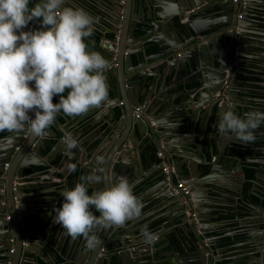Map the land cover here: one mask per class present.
<instances>
[{
	"label": "water",
	"instance_id": "obj_1",
	"mask_svg": "<svg viewBox=\"0 0 264 264\" xmlns=\"http://www.w3.org/2000/svg\"><path fill=\"white\" fill-rule=\"evenodd\" d=\"M180 1L183 7L173 9L169 6V0H64V7L82 8L90 15L98 17L102 25L98 32L105 35L103 39L107 45L93 38L95 34H92L89 36L93 38L89 49L99 52L110 62L111 67L104 73L109 95L103 105L96 108L93 118L98 115L100 119H104L112 134L108 133L105 138L95 142L78 140V147L68 150L63 142L64 133L67 132L66 122L78 117H66L63 113L56 116L55 123L46 130L43 137L31 135L27 128L16 134L0 132V264H39L38 259H43L41 253L24 243L30 241V235L36 236L32 229H36L37 219L45 216L29 215L20 200L24 194L22 182L27 180L26 173H35L40 166L49 168L47 178L54 173L56 178H65V190L73 188L77 182H84V179L93 173L100 174L99 169L102 167L105 182L90 184L89 194L107 187L114 177H120L121 172L127 173L128 169H131L135 178L140 177L148 181L140 191V197L143 198L140 200L143 204L142 213L151 203L160 205L153 216L158 214L163 219V229L151 233L156 237L170 228L166 225L167 222L171 223L170 239L166 240L165 236L156 237L150 245L144 242L142 235L141 240L137 237H134L137 241L132 240L137 230L144 227L138 226V218L128 221L123 227L101 230L97 233L101 239L100 245L89 250L83 240L84 253H81L82 250L75 252L77 246L73 251H69L66 256L69 264H209L206 250L202 247L206 242L203 244L202 237L196 231H202V227L195 225V220L189 221L187 212H196L195 219L201 223L202 206L197 201V193L203 194L210 202L219 200V196L209 192L208 183L212 182L214 173L222 166L232 173H240L241 158L235 153L226 157L220 149L215 155L211 142L208 143L209 152L197 156V152L202 149L199 142L196 149L192 150L194 156L188 158L191 160L188 163V172H179L177 163L168 159L169 171L151 179V173L148 176L144 173L146 170L143 163H140L141 158L138 161L134 155L128 160L126 156L140 151V138L136 137L138 143L133 141L137 132L144 138L155 141L158 146V135L161 137L163 133L158 130L156 134L153 131L150 119H153L154 126H157L156 116L168 113L169 104L174 103V99L179 96L182 97L181 105L174 108V113L187 121L191 134L194 118L202 107L205 108L204 112L198 113H203L199 117L200 128L208 117L209 123L215 128L225 111L232 110L239 115V106L247 107V111H264V107L257 104L264 101V91H251L245 83L249 70L256 71L259 65L256 62L260 58L256 47L264 48V45H260L263 40L256 38V35L264 34V28H260L264 23L260 19L264 17V0H237L236 4L233 0ZM258 1L262 6L251 3ZM39 2L40 0H30L29 7H34ZM243 2H246L245 5ZM29 30H40V21H31L24 29ZM107 34H111V37ZM148 42L155 43L156 52H147ZM129 45L132 47L129 48ZM245 55L253 58L246 60ZM152 57L163 59L151 68L144 67L146 59ZM229 65L232 66L229 85L223 90L225 70ZM261 69L264 71V65ZM238 74L242 75V84H245L243 89L239 88L241 85ZM217 92L220 94L216 95ZM171 93L174 96H171ZM233 94L239 97L240 102L232 98ZM241 94L244 96L240 97ZM189 96L192 99H189ZM119 101L121 107L117 117L112 103L117 104ZM105 106L108 108L106 112L103 111ZM135 106L140 108L139 117L134 115ZM29 115L34 118V113L30 112ZM202 129H199L200 132ZM176 130L178 131L179 127H176ZM256 133L257 139L264 137V124ZM9 136H14V139L9 141ZM193 139L195 142L194 135ZM129 143L137 147L131 148ZM43 151L48 155L44 160H40L43 158ZM179 151L182 153L183 149ZM258 152L260 153L256 148L255 153ZM164 153L167 154V151ZM98 156L104 157L103 165L97 163ZM247 158L248 161L255 159L250 155ZM254 161H257L258 166L255 167L256 173L252 179L254 185L251 188L257 198L253 199L252 195L245 198L244 194L235 193L236 195L229 194L228 199L235 198L236 202L242 199L246 203V210L237 211V214L247 212V215L258 222L254 227L264 234V219H256L260 212H264V157L259 156ZM198 162L205 165L200 175L195 178L199 172ZM153 164L160 169L163 166L162 163ZM172 167H175V172ZM71 172L74 175L67 176ZM194 178L200 181L194 182ZM180 181L184 182L183 186L188 187L192 200L177 187ZM156 184L159 185V190L154 191L152 196L147 198L148 195H143V191ZM216 191L226 194L220 189ZM93 212L99 215L94 209ZM209 213L210 211L207 214ZM178 227H181L186 235V238L180 239L182 251L173 236V231H177ZM180 234L178 232V235ZM220 237L213 236V244L206 243L213 256H216L214 247ZM258 244L263 245L260 250L264 264V241ZM253 257L257 258L259 255L253 253ZM212 264H218L217 260Z\"/></svg>",
	"mask_w": 264,
	"mask_h": 264
},
{
	"label": "clouds",
	"instance_id": "obj_2",
	"mask_svg": "<svg viewBox=\"0 0 264 264\" xmlns=\"http://www.w3.org/2000/svg\"><path fill=\"white\" fill-rule=\"evenodd\" d=\"M29 4L30 0H0V132L16 134L27 128L31 135L43 137L58 114L75 118L103 105L109 95L104 73L111 65L85 42L97 22L87 11L64 7V0H40L31 8ZM34 19L40 21V30L24 31ZM55 96L58 103H53ZM262 124L264 111H247L242 118L228 110L220 118L218 131L234 134L240 143H254ZM63 142L68 150L78 147L70 134ZM96 160L104 164L103 156ZM103 172L101 167L100 174L93 173L63 191L62 205L53 209V223L73 240L82 237L89 250L100 245L98 232L123 227L138 218L143 208L123 176L89 194L90 184L105 182ZM141 235L149 245L156 239L146 226Z\"/></svg>",
	"mask_w": 264,
	"mask_h": 264
},
{
	"label": "crops",
	"instance_id": "obj_3",
	"mask_svg": "<svg viewBox=\"0 0 264 264\" xmlns=\"http://www.w3.org/2000/svg\"><path fill=\"white\" fill-rule=\"evenodd\" d=\"M170 4L169 6L173 9H180L183 7V4L180 0H169ZM237 3V2H236ZM235 3V4H236ZM253 4H258L259 6H262V4L258 2H251ZM85 6L86 4L83 3ZM244 5V4H243ZM88 7V6H87ZM264 15V12H262ZM93 16V15H92ZM96 18L97 22L94 24V30L92 34L96 35V38L99 42L105 43L106 41L103 39L105 36L103 33H99V28L102 27L101 23L98 21V17L93 16ZM264 21V17L260 18ZM262 30L264 28V23L261 24ZM257 39H262L260 45H264V34L263 35H256ZM93 38H86L85 42L89 45L92 43ZM147 52L148 53H154L157 51L156 45L153 42L147 43ZM129 48L132 46H128ZM259 50V54H257L260 58H258L259 65L256 69V71L249 70V76L247 77L245 83H247L249 86L248 89L251 91H264V71L261 69L264 65V48L257 46L256 47ZM163 58H148L146 59V65L144 67H153V64L158 63V61L162 60ZM226 71V70H225ZM232 69L230 70V76H231ZM226 75V74H225ZM242 75L238 74V81L240 83V89H243L245 84L242 78L240 77ZM230 78V77H229ZM171 96H174L173 93H171ZM241 96H244V94H241ZM235 98L237 100L236 102H240L238 99L239 97L235 96V94L232 95V98ZM175 97H173L174 99ZM209 96L207 97V99ZM189 99H192L191 96H189ZM188 99V100H189ZM182 100V97H177L174 99V103L169 104V110L168 113H164L162 115H157L156 120H158V128L157 126H154V120L150 119L151 126L154 127V132L157 134V131L159 130L160 133H163V135L160 137L158 135V146L155 141L148 140L147 138H144L143 135L139 132L138 134L134 135L135 139L133 141L137 142V138H140L139 146L140 151L135 154H129L127 155V159L131 160V157H134L139 161L141 158L140 163H143L144 169L146 172H144L147 176L151 173L153 177L151 179H154V177L161 175L164 173L162 171V168H158L159 166H155L152 162V160L149 164H145L143 162V159L141 157L142 147H145L147 144L153 145L156 148V155L158 151H162L163 157H157L159 158L157 160V163H163V165L168 166V159L171 160V162H176V167L179 172L181 170H184V172H188V163L191 161L189 156H194L193 151L197 147V143H201L202 149L197 152V156L208 153V143L211 142L213 146V153L215 155L218 154V150H222L223 155L226 157L229 156V154H233L231 152L232 147H237L243 145V143H240L234 138V134L232 133H226L221 134L218 131V123L215 128H213L214 125H211L209 123V117L203 122L202 126L200 128L201 119L199 120L200 115L203 113L198 114L199 112H204L205 108L202 107L199 111H197V114L194 118V124L192 126V134L188 131V123L185 122V120L179 116L176 115L174 108L180 107V102ZM54 103L59 102V98L54 97L53 98ZM112 103V102H111ZM227 103L230 104V102L227 100ZM257 104L261 107H264V103L257 102ZM113 108L117 112V117L120 114L119 109L121 107V101L119 103H112ZM137 106L134 107V109ZM241 110H239V115L243 117V113L247 111V107H240ZM108 108L105 106L103 108V111H107ZM111 110V108H110ZM96 109L91 110L87 115L80 116L77 119L74 120H68L66 122L67 125V132L64 133V135L70 134L73 138H75L77 141L81 140L83 142L87 141H97L98 139H101L102 137H106L108 133H111L110 129L107 127V123L104 119H100V117L97 115L93 118V115H95ZM167 111V110H166ZM136 112V111H135ZM111 114V111H109ZM135 115V114H134ZM217 116V115H216ZM215 121L218 122V119L214 116ZM220 118V117H219ZM214 121V122H215ZM176 127H179V130H176ZM175 128V129H174ZM203 128V129H202ZM199 129H202V132H200ZM175 130V131H174ZM116 133V132H115ZM112 134V133H111ZM97 135V137H96ZM193 135L195 136V142L193 139ZM115 137V136H113ZM143 137V138H142ZM255 142L259 144H255ZM254 143L257 147V150L260 151L259 154L260 157H264V137H259L256 139ZM138 143V142H137ZM246 144V143H244ZM129 146L137 147V145H133L129 143ZM179 149H183V152L181 153ZM164 151H167V154L164 153ZM211 152V151H210ZM231 152V153H230ZM48 154L43 151L42 156L43 158H40V160H44L45 156ZM167 155V156H165ZM210 155V154H209ZM212 156V159L215 157ZM196 156V155H195ZM258 157V156H257ZM257 157H254L257 159ZM252 159V158H251ZM254 159V160H255ZM254 160H250L249 162H257ZM198 169L199 172L196 173L195 178L200 175L201 171H203L204 163L198 162ZM127 167V165H125ZM142 168V167H141ZM175 167H172V171L175 172ZM49 168L45 166H40L37 168V172L27 174V180L22 182V185L24 187V194L20 198L24 204V208L26 209V212L29 213V215H44L45 218L39 217L37 219V222L35 224L36 229H32L36 236H31L28 238L30 240L29 242H25L24 244L31 247L34 251L41 253L43 255V259H38L39 264H69L68 259L66 258L69 251H73L74 248L77 246L78 249L75 250V252H80L83 249V238H77L76 240H73L71 237L67 236L64 232V230L60 227V225L54 224L53 220L55 218V213L53 211L54 208L60 207L63 203V197L61 196V193L66 189H64V186L67 184V180L65 178H56V174L50 176L47 178L49 174L46 175L47 170ZM151 169V171H149ZM238 170V169H237ZM241 170V168H240ZM142 171V169H141ZM117 172V169L115 173ZM214 178L211 179V183H208V186L210 187L209 192L213 195L219 196V200H215L210 202L205 197H203V194L197 193L198 196H196L198 203L201 204V220L200 223L196 219L195 225L198 227H202V231H197L199 236L202 237L203 244L206 242L213 244V236H222L224 234H229L228 236L231 237V242L228 244L227 247L224 248H215L216 250V256H213L211 251L208 249L209 245L206 243L202 245L203 249L206 250L207 257L209 258L208 263L212 264L214 260H217L218 264H221V259H225L226 261H230L228 264H263L262 260V250L260 248L263 247L258 244L260 241H264V234H262L261 230H259L257 227H254V225H257L253 220L252 216L247 215V212H243L241 214H237V211H245L246 210V203L242 199H238V202H236V199H228L229 194H238V195H245L244 197L247 198V196L252 195L253 198H257L256 195L252 193L251 186L254 185L253 181H251V184L249 188L244 192L243 191V185L245 182H248L243 174V171L232 173L229 171L227 167H221L219 171L214 173ZM32 177H29L31 176ZM74 173L71 172V174H68L67 176H73ZM109 176V174H107ZM125 177L130 184L133 186L134 194L141 200H143L142 197H140L141 190L145 188V184L148 182L147 180L144 181L142 178L138 177L135 178V176L132 173L131 169H128L127 173L123 171V173H120V177ZM193 179L194 182L200 181V179ZM186 181V180H185ZM181 183L183 181H180ZM240 182V184H239ZM184 183V182H183ZM242 185V187H240ZM219 186V187H218ZM178 187V186H177ZM198 189V188H197ZM225 191V193H218L216 190ZM239 189V190H238ZM159 190V185L156 184L152 186L151 188L146 189L143 191V195H148V197L152 196L153 192ZM1 191V190H0ZM200 191V190H199ZM235 194V195H236ZM160 208V205L151 203L146 208V211L144 210L143 213L138 217L136 221H138V226H146L147 229L150 232H160L162 231L161 222L159 223V219H162L161 217L157 215L153 216V213ZM175 210V209H174ZM210 211L209 214H207ZM231 213L232 216L230 218H227L226 220H216L214 219L215 214H224V213ZM36 213V214H35ZM208 218L210 220L208 221ZM264 219V212H260L256 216L257 221ZM163 220V219H162ZM191 221V219H189ZM264 221V220H263ZM159 223V224H158ZM171 223L167 222V226L171 228ZM177 225V224H175ZM143 227V229H144ZM170 228L168 230L163 231L160 235L156 236L157 238H160L161 236H165L166 240H169V233ZM143 229L137 230L136 234L132 236L133 241L134 237H137L138 240H141V232ZM183 229L181 227H178L177 231H173V236L176 241L180 244V250L182 251V243L180 242V239L183 237L186 238V235L183 233L185 231H182ZM178 232L181 233L178 235ZM28 233V232H27ZM236 233V234H235ZM39 235V236H38ZM227 236V235H224ZM165 240V241H166ZM164 242V241H163ZM219 251V252H218ZM72 253V252H71ZM81 253H84V250L81 251ZM253 253L255 255H259V257H253ZM213 259V260H212ZM45 260V261H44ZM182 260V259H181ZM32 264V262H30ZM74 264V263H73ZM147 264V263H144ZM150 264V263H149ZM167 264V263H165ZM172 264H180L178 262H172Z\"/></svg>",
	"mask_w": 264,
	"mask_h": 264
},
{
	"label": "trees",
	"instance_id": "obj_4",
	"mask_svg": "<svg viewBox=\"0 0 264 264\" xmlns=\"http://www.w3.org/2000/svg\"><path fill=\"white\" fill-rule=\"evenodd\" d=\"M107 35L111 37V34H107ZM87 38L91 39V37H87ZM93 38L98 40L96 38V35H94ZM91 44L92 43H90L88 45V47H90ZM255 144H259V143L255 142ZM255 144L247 143V144L241 145L240 148H232L231 149V152L237 154L241 158L242 171H243V174H244L246 180L248 181V182H245L243 185V191L244 192L247 190V188H249L252 179H254L255 173H256L255 167L258 166L257 162H249L247 160L248 155H250L253 158L257 157V156L259 157V154L257 155L255 153V149L257 148L255 146ZM211 146H212V144H211ZM142 156L144 157V159ZM141 157L143 159V162H145L146 165L149 164L152 160H154L153 162H157V160L159 159L156 155V148L150 144L149 145L147 144L145 147H142ZM183 172H184V170H183ZM253 199H255V198H253ZM230 216H232V214L229 212L224 213V214L220 213V214H215L214 219L226 220L227 218H230ZM161 221H162V219H159L158 222L160 223ZM230 242H231L230 236L222 235L219 238L218 243L215 245V248H221L222 249L224 247H227ZM228 263H230V261H226V258L221 259V264H228ZM142 264H144V263H142ZM147 264H149V263H147ZM239 264H241V263H239Z\"/></svg>",
	"mask_w": 264,
	"mask_h": 264
},
{
	"label": "built area",
	"instance_id": "obj_5",
	"mask_svg": "<svg viewBox=\"0 0 264 264\" xmlns=\"http://www.w3.org/2000/svg\"><path fill=\"white\" fill-rule=\"evenodd\" d=\"M234 2H237V0H233ZM244 4H245V2H244ZM232 69V66L231 65H229L228 66V68L226 69V71H225V79H224V81H223V90L224 89H226L227 87H228V85H229V80H230V70ZM220 94V92H217L216 93V95H219ZM135 116L136 117H139V114H140V108L137 106L136 108H135ZM157 155L159 156V157H163V153H162V151H158L157 152ZM5 165H7V163H5ZM162 165H163V163H162ZM162 171H164L165 173H167L168 171H169V167L168 166H166V165H163L162 166ZM177 186L183 191V193H185V194H189V190H188V187L187 186H183V184L180 182V183H178L177 184ZM187 215L189 216V218L192 220V219H195L196 218V212H187Z\"/></svg>",
	"mask_w": 264,
	"mask_h": 264
},
{
	"label": "flooded vegetation",
	"instance_id": "obj_6",
	"mask_svg": "<svg viewBox=\"0 0 264 264\" xmlns=\"http://www.w3.org/2000/svg\"><path fill=\"white\" fill-rule=\"evenodd\" d=\"M190 198V200H192V197H191V194L189 193V194H187ZM180 262V261H179ZM183 262H185L184 260H183Z\"/></svg>",
	"mask_w": 264,
	"mask_h": 264
}]
</instances>
